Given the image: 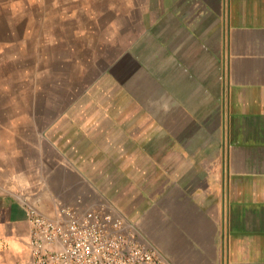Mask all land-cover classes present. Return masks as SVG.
<instances>
[{
    "label": "crops",
    "instance_id": "obj_1",
    "mask_svg": "<svg viewBox=\"0 0 264 264\" xmlns=\"http://www.w3.org/2000/svg\"><path fill=\"white\" fill-rule=\"evenodd\" d=\"M145 8L74 110L0 142V264H31L24 199L102 205L168 264H264V0Z\"/></svg>",
    "mask_w": 264,
    "mask_h": 264
},
{
    "label": "rangeland",
    "instance_id": "obj_2",
    "mask_svg": "<svg viewBox=\"0 0 264 264\" xmlns=\"http://www.w3.org/2000/svg\"><path fill=\"white\" fill-rule=\"evenodd\" d=\"M155 1L0 0V142L74 110L100 48Z\"/></svg>",
    "mask_w": 264,
    "mask_h": 264
},
{
    "label": "built area",
    "instance_id": "obj_3",
    "mask_svg": "<svg viewBox=\"0 0 264 264\" xmlns=\"http://www.w3.org/2000/svg\"><path fill=\"white\" fill-rule=\"evenodd\" d=\"M31 264H168L108 208L57 204L49 217L23 200Z\"/></svg>",
    "mask_w": 264,
    "mask_h": 264
},
{
    "label": "clouds",
    "instance_id": "obj_4",
    "mask_svg": "<svg viewBox=\"0 0 264 264\" xmlns=\"http://www.w3.org/2000/svg\"><path fill=\"white\" fill-rule=\"evenodd\" d=\"M163 109H164V111H167V110H168L167 105H164V106H163Z\"/></svg>",
    "mask_w": 264,
    "mask_h": 264
}]
</instances>
